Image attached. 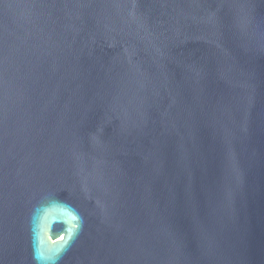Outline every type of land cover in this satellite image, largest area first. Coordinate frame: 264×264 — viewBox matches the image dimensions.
I'll list each match as a JSON object with an SVG mask.
<instances>
[{
	"label": "water",
	"instance_id": "95a60500",
	"mask_svg": "<svg viewBox=\"0 0 264 264\" xmlns=\"http://www.w3.org/2000/svg\"><path fill=\"white\" fill-rule=\"evenodd\" d=\"M0 264H264V0H0Z\"/></svg>",
	"mask_w": 264,
	"mask_h": 264
}]
</instances>
